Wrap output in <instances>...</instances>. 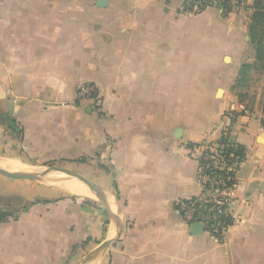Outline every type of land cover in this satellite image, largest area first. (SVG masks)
Returning <instances> with one entry per match:
<instances>
[{
  "label": "crops",
  "instance_id": "obj_1",
  "mask_svg": "<svg viewBox=\"0 0 264 264\" xmlns=\"http://www.w3.org/2000/svg\"><path fill=\"white\" fill-rule=\"evenodd\" d=\"M186 1L0 0V158L84 166L101 190L99 202L31 204L48 187L0 175V209L17 215L0 222V264H78L113 239L79 264H264L256 10L187 14ZM242 73L243 86L261 88L245 91L255 104L231 123ZM87 83L101 112L77 101ZM227 125L246 160L220 242L191 234L175 203L201 195L193 145L218 141Z\"/></svg>",
  "mask_w": 264,
  "mask_h": 264
},
{
  "label": "built area",
  "instance_id": "obj_2",
  "mask_svg": "<svg viewBox=\"0 0 264 264\" xmlns=\"http://www.w3.org/2000/svg\"><path fill=\"white\" fill-rule=\"evenodd\" d=\"M217 9L222 17L233 12L241 14L253 10L248 0H187L182 13L200 14L206 9ZM77 101L88 102L90 107L101 112L103 101L98 87L93 83L80 85L77 89ZM231 123L234 118L227 114ZM197 150L199 161L198 181L201 195L175 203V213L188 226L201 224L204 232L222 242L231 225L226 219L233 220L232 192L238 187L237 176L242 170L246 155L237 154L239 144L233 138L232 125L223 128L221 138L216 142H205Z\"/></svg>",
  "mask_w": 264,
  "mask_h": 264
},
{
  "label": "rangeland",
  "instance_id": "obj_3",
  "mask_svg": "<svg viewBox=\"0 0 264 264\" xmlns=\"http://www.w3.org/2000/svg\"><path fill=\"white\" fill-rule=\"evenodd\" d=\"M251 32H252V35L255 38V42L257 44V47H258L259 51L264 53V8H263L262 5L259 6V8H257V11L254 14V17H253V20H252V24H251ZM251 87L253 88V90H256V92L259 91V89L261 88L260 86L257 85V82H256V84L254 86H249V87L243 86V73L240 74V76L235 81V84L232 86V90H231L232 91V96H233V101H234L233 103H234L235 107H234V110L228 111L226 113V116L230 112V114H232V117L235 119L234 121H236L237 118H238V115H243V112H244L243 104H245V105L246 104L248 105L249 103L250 104H255L254 103L255 101L250 100L248 102L243 97V95H245L244 94L245 91L250 89ZM252 98H253V96H252ZM32 167H33V170H32L31 174H34V175H42L45 171H48L49 168H53V167H62V168H65V169L73 170V171L78 172L81 175H82V173L85 174V175L87 173L85 171V167L84 166L71 165V164H65V163H56V164H52V165H49V166H46V167H43V166H32ZM67 176H70V175H67V174L52 170L47 175L40 176L38 179H36L34 181L40 183V185H42L44 187H48V188L54 189L55 191H57L56 193L58 195H61V196L78 197L80 199H85V200H89V201L99 202V200L96 199L95 191L92 190V189H90V191L93 193L94 198H92V197L88 198V197H84V196H80V197L79 196H74V195H72V194H70V193H68V192H66L64 190L62 191L61 189H58L56 187H53V186L49 185V183H51V181H53V179L55 181V180L59 179L60 177H67ZM85 178L88 180V182H90L92 184H95L98 187L97 184H99V183H97L96 179L92 180V179H89L88 177H85ZM48 180H49V182H48ZM107 199H108V196H107ZM2 212L3 211L0 209V215H1ZM3 220H5L3 222H6V221L8 222V221H12L14 219L12 217H10V216H7V217L3 216Z\"/></svg>",
  "mask_w": 264,
  "mask_h": 264
},
{
  "label": "bare ground",
  "instance_id": "obj_4",
  "mask_svg": "<svg viewBox=\"0 0 264 264\" xmlns=\"http://www.w3.org/2000/svg\"><path fill=\"white\" fill-rule=\"evenodd\" d=\"M230 59V58H229ZM0 168L8 170L14 174L18 175H27L31 174L33 167L32 165L23 162L18 158H0ZM58 175V174H57ZM49 182V180H48ZM49 185L61 189L62 191H66L74 196H84V197H92L94 198L93 193L90 191L88 187L79 183L75 177L67 176V177H60L59 179L51 181ZM112 198V197H111ZM108 196L109 202L113 205V201Z\"/></svg>",
  "mask_w": 264,
  "mask_h": 264
},
{
  "label": "water",
  "instance_id": "obj_5",
  "mask_svg": "<svg viewBox=\"0 0 264 264\" xmlns=\"http://www.w3.org/2000/svg\"><path fill=\"white\" fill-rule=\"evenodd\" d=\"M52 170H55V171H58V172H61V173H64V174H67V175L75 177L80 183H82L83 185H85L89 189L94 190L97 194H100V192H101V190L95 184H92V183L88 182V180L85 177H83L81 174H79L78 172L73 171V170H69V169H65V168H62V167L49 168V170L45 171L42 175H34V174L18 175V174H14V173H12V172H10L8 170L0 168V174L5 176V177L12 178V179H17V180H21L22 179V180L34 181V180L38 179L40 176L47 175ZM203 232H204V229H203V226L201 224H193L192 225L191 234L199 235V234H201ZM114 241H116V239L104 242L101 245V247L96 252H94L92 255L88 256L86 259H84L81 262L87 261L89 259H92L95 256L103 254L104 252H106L108 250V248L111 246V244ZM81 262H78V264L81 263Z\"/></svg>",
  "mask_w": 264,
  "mask_h": 264
},
{
  "label": "trees",
  "instance_id": "obj_6",
  "mask_svg": "<svg viewBox=\"0 0 264 264\" xmlns=\"http://www.w3.org/2000/svg\"><path fill=\"white\" fill-rule=\"evenodd\" d=\"M255 2V4L253 5V9H255L256 11H257V8H259V6H263V8H264V0H254ZM228 17V15H224V18H227ZM261 125L264 127V96H263V119L261 120ZM193 147L195 148H200L201 146L199 145H193ZM244 152H245V148L243 147V146H241V145H239L238 146V148H237V154H243V156H244ZM52 164H56V163H50L49 165H52ZM65 164H69V162H65ZM49 165H47V166H49ZM1 175V174H0ZM10 179H12V178H10ZM14 180H17V179H14ZM22 180V179H21ZM57 191H55L54 189H51V188H47V190H46V193H48L47 195H46V197H44V196H42L40 199H37L36 201L34 200V201H32L31 202V204H37V203H52V202H57V201H59V200H61V199H63V197L64 196H61V195H58L57 193H56ZM3 216H10V217H12L13 219H16L17 218V215H16V213H14V212H2L1 213V215H0V222L2 221H5V220H3ZM226 221H227V224H229V225H232L233 224V220L232 219H226Z\"/></svg>",
  "mask_w": 264,
  "mask_h": 264
}]
</instances>
